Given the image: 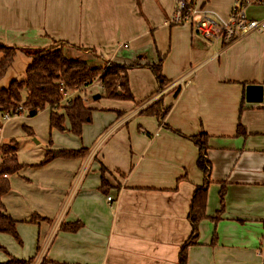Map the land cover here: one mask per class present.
Instances as JSON below:
<instances>
[{"label": "crops", "instance_id": "1", "mask_svg": "<svg viewBox=\"0 0 264 264\" xmlns=\"http://www.w3.org/2000/svg\"><path fill=\"white\" fill-rule=\"evenodd\" d=\"M204 2L223 19L232 7V0L224 9ZM174 6L175 0H0L1 45L47 49L59 42L67 59L93 68L106 62L151 65L162 57L161 72L170 81L154 94L157 84L146 66L129 70L134 101L111 100L123 114L101 117L94 149L87 148L84 158L52 162L47 168L57 170L50 185L39 187L33 205L21 211L10 207L11 185L2 201L23 246L6 235L0 243L13 258L36 255L32 264H177L191 233L190 201L204 183L189 138L205 132L211 166L206 214L210 219L219 210L221 183L224 211L216 224H199L187 264H264V104H248L244 96L246 86L264 85V32L224 45L189 25L169 26ZM157 100L168 108L162 123L141 114ZM93 103L87 105L92 115L106 111ZM238 124L245 137L236 135ZM37 163L19 162L9 184L16 176L22 178L17 185L26 180L31 186L26 176ZM75 223L81 225L76 232L59 229ZM8 260L0 253V263Z\"/></svg>", "mask_w": 264, "mask_h": 264}, {"label": "trees", "instance_id": "2", "mask_svg": "<svg viewBox=\"0 0 264 264\" xmlns=\"http://www.w3.org/2000/svg\"><path fill=\"white\" fill-rule=\"evenodd\" d=\"M22 52L28 59L24 72V79L21 81L12 80L5 88H0V115L3 113L16 112L18 107H22L28 112L30 117L38 112L50 108L49 128L61 132H68L75 137L81 138L84 125L91 123L93 110L88 108L82 97L77 95L66 105L62 99L61 89L65 92L85 90L96 82L101 90V98L108 100H120L133 102L128 82V71L135 68L146 66L153 75L157 84L154 94L162 92L169 84L161 72L162 57L158 58L157 63L151 65L131 64L119 65L106 62V67L93 68L87 63L78 60L67 59L62 52V44L54 42L47 49H25L19 50L16 47H8L0 44V80L5 76L7 70L12 66L17 53ZM80 94V92H79ZM62 104V105H61ZM168 108H163L160 100L155 101L141 111V114L153 116L162 123ZM118 116L123 113L118 112ZM69 123V129L64 127L65 122ZM1 123V122H0ZM2 124V123H1ZM0 124V127H1ZM24 129H27L24 127ZM28 130V129H27ZM237 136L245 137V129L238 124ZM198 150L196 166L203 175L204 183L195 189L188 211V221L191 226V233L188 239L182 244L178 253L177 264H187L188 250L191 246L198 243L199 224L204 220H210L215 224L220 219L224 211L225 184H220L218 192L219 210L215 216L208 218L206 214L207 194L211 166L207 160V141L208 135L201 132L189 138ZM88 149L81 148L78 151H46L44 160L40 165L46 164L54 159H76L84 158ZM22 167L17 160L16 142L11 140L9 143L0 145V235L11 237L18 245H22L17 232V221L12 219L6 212L3 204V197L9 192L10 184L8 178H2L5 174L8 177L17 173ZM105 169L101 167V189L107 193L108 183L104 179ZM34 220L39 217H34ZM81 227L80 224L61 225L59 229L64 232H76ZM217 236L214 233L210 245L214 246ZM39 248L37 247V251ZM36 251V252H37ZM0 253L8 257L6 263L0 264H32L36 255L28 260H18L10 256L4 246L0 243ZM40 264H47L45 260Z\"/></svg>", "mask_w": 264, "mask_h": 264}, {"label": "rangeland", "instance_id": "3", "mask_svg": "<svg viewBox=\"0 0 264 264\" xmlns=\"http://www.w3.org/2000/svg\"><path fill=\"white\" fill-rule=\"evenodd\" d=\"M230 2L231 0H211L212 4L216 3L220 7H223V9L228 7ZM248 15L254 17H264V8H261L256 12L249 13ZM28 64L29 59L25 55L21 54V52L17 53L12 66L7 70L5 76L0 80V88L7 87L12 80H23L24 72ZM103 67H106V63ZM79 92L70 91L68 92L69 94H67V96L70 97V100H72L74 96L79 95L82 97L86 105L89 103L88 106H92L94 104L93 102H95L97 108L106 109L104 112H94L91 123L83 126L81 138L75 137L68 132H61L56 129L50 130L49 114L51 110L50 108L45 107L44 110L38 112L33 117H30L28 112L24 110L21 115H19V117H14L7 122H2L0 120L2 123H0V129L3 128L2 131H0L1 139H3L2 143H9L11 140H14L16 142L18 161L20 163L27 164L37 163L39 160H42V156L46 155V151L48 149H50V151H78L81 148H88L89 150L94 149L98 140L94 144L97 138V133L93 131L99 124L102 123L101 117H106V115L113 114L118 115V111L114 110L116 107L115 105L119 104L115 103L116 101H111L104 98H101L99 101H93V96H101L100 88L96 82H94L85 90H79ZM61 101H63V95ZM69 102L70 101H65L63 103L66 105V103L68 104ZM24 127H26L28 130L24 129ZM64 127L66 130L69 129V123L67 121L64 123ZM54 161L57 160L55 159L42 165H40L38 162L37 164L39 165L33 167V169H35L33 170L34 172L26 176V178L32 182V185L30 184L31 186L25 185L27 183L26 180H24V184H21L20 186L17 185V183L21 181L22 178L17 180L18 178L16 176L10 180V188L11 185L14 187V194L9 200L11 208H19L21 211V209L23 207H27L28 204L33 205L37 196L40 194L39 190L41 189H39V187L45 188L42 187L45 186L44 184L49 186L51 183L50 176L57 169L50 170L52 167H47ZM22 249L24 254L29 252V247H25V245L22 247ZM33 250L35 249L33 248Z\"/></svg>", "mask_w": 264, "mask_h": 264}, {"label": "built area", "instance_id": "4", "mask_svg": "<svg viewBox=\"0 0 264 264\" xmlns=\"http://www.w3.org/2000/svg\"><path fill=\"white\" fill-rule=\"evenodd\" d=\"M264 5V0H232V7L226 19L206 8L204 0H175L172 16L167 24L169 26L189 25L194 28L200 36L210 40H220L228 45L235 40L252 33L264 32V18L248 15L256 12ZM63 102L70 101L68 92L60 90ZM67 104V103H66ZM24 111L18 107L14 113H3L0 115L2 122L21 115ZM1 145V140H0ZM2 178H8L3 175ZM108 202H113L112 197H107Z\"/></svg>", "mask_w": 264, "mask_h": 264}, {"label": "water", "instance_id": "5", "mask_svg": "<svg viewBox=\"0 0 264 264\" xmlns=\"http://www.w3.org/2000/svg\"><path fill=\"white\" fill-rule=\"evenodd\" d=\"M245 102L248 104H264V85H248L245 87ZM100 95H95L93 100H98Z\"/></svg>", "mask_w": 264, "mask_h": 264}]
</instances>
